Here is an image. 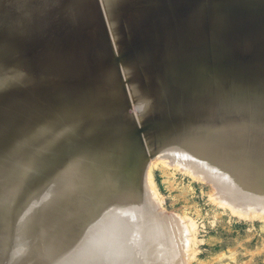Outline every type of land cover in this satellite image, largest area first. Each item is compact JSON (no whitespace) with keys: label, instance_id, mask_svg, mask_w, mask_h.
Segmentation results:
<instances>
[{"label":"bare ground","instance_id":"6f19581e","mask_svg":"<svg viewBox=\"0 0 264 264\" xmlns=\"http://www.w3.org/2000/svg\"><path fill=\"white\" fill-rule=\"evenodd\" d=\"M160 165L262 219L264 0H0V264L188 260Z\"/></svg>","mask_w":264,"mask_h":264},{"label":"rangeland","instance_id":"374dc122","mask_svg":"<svg viewBox=\"0 0 264 264\" xmlns=\"http://www.w3.org/2000/svg\"><path fill=\"white\" fill-rule=\"evenodd\" d=\"M152 172L158 210L196 225L195 244L184 251L187 264H264V215L248 218L246 210L235 214L218 206L209 199L214 189L208 183L171 165L154 166Z\"/></svg>","mask_w":264,"mask_h":264}]
</instances>
